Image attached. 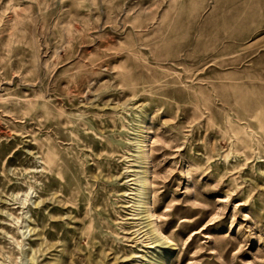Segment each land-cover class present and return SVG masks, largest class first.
Instances as JSON below:
<instances>
[{
  "label": "rangeland",
  "instance_id": "374dc122",
  "mask_svg": "<svg viewBox=\"0 0 264 264\" xmlns=\"http://www.w3.org/2000/svg\"><path fill=\"white\" fill-rule=\"evenodd\" d=\"M0 264H264V0H0Z\"/></svg>",
  "mask_w": 264,
  "mask_h": 264
},
{
  "label": "bare ground",
  "instance_id": "6f19581e",
  "mask_svg": "<svg viewBox=\"0 0 264 264\" xmlns=\"http://www.w3.org/2000/svg\"><path fill=\"white\" fill-rule=\"evenodd\" d=\"M152 232L153 233H158L159 235H161V230H160V228H158V227H156V226H154V227H152ZM151 237V236H150ZM149 236L147 237V238H150ZM158 237V236H157ZM156 240H158V239H156ZM145 241V240H144ZM137 257H140V255H138ZM142 258H145V257H143V256H141Z\"/></svg>",
  "mask_w": 264,
  "mask_h": 264
}]
</instances>
